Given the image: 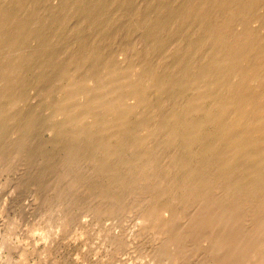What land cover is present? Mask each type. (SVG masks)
Returning <instances> with one entry per match:
<instances>
[{"label":"bare ground","instance_id":"bare-ground-1","mask_svg":"<svg viewBox=\"0 0 264 264\" xmlns=\"http://www.w3.org/2000/svg\"><path fill=\"white\" fill-rule=\"evenodd\" d=\"M55 1L0 0V167L30 160L38 129L40 158L59 154L50 229L29 250L7 222L0 264H65L81 192L92 217L135 221L99 229L111 260L264 264V0Z\"/></svg>","mask_w":264,"mask_h":264},{"label":"rangeland","instance_id":"rangeland-1","mask_svg":"<svg viewBox=\"0 0 264 264\" xmlns=\"http://www.w3.org/2000/svg\"><path fill=\"white\" fill-rule=\"evenodd\" d=\"M57 1V0H56ZM55 1V2H56ZM38 131H39V129H38ZM38 131H36L35 132V138H32V136H31V148H33V150L31 149V153L29 152V157H28V159L30 158V160H31V162H27V161H30V160H27L26 159V161H22V162H20L22 165H20L19 167H21V166H23L22 168H19V167H17L19 164L17 163V164H14V168L13 169H15V167H16V170H13L12 169V167L11 168H8L7 170L8 171H6V173L7 174H5V173H3V171H2V167H0V173H2V175L0 174V234H2V235H0V236H2V238L0 239V242H3L4 240H6V241H8L9 243H11V241L13 242V244L14 243H19V242H22L23 240H27L26 241V243H25V241H24V243L22 242V245L24 244L25 246H27L28 244H27V242L29 241V245H28V249L29 250H31V246L30 245H32V243H33V238L35 239L36 237L37 238H39L38 237V235H39V233L40 232H38V231H36L37 232V234H35L34 233V231L33 230H38L39 228L41 229V225H42V227L45 225H49V223L47 224V222H46V220L48 221V222H50V220H52V221H54L53 220V218L51 219V217H54V215H52V214H54V213H52V212H49V211H52V209L54 208V207H52L53 205H54V197L55 196H53V195H56L55 193H57V191L55 192V189H54V187H53V189H54V192H53V190L52 189H50V188H52V186L51 185H53L54 186V184H52L51 182L49 183V181L51 180H54L53 178H52V173L51 172H53V169L52 168H54V167H52V166H55V165H57L56 163H57V161H58V152H56L55 154H56V157H55V155H52V154H54L53 152H55L56 150H52L51 151V153H49L50 152V149H49V152H47L48 151V149L47 148H49V147H51V146H47V148H46V155H49V156H46V158H47V160L45 159V158H40V154H41V156L43 155V152H41V149H39V148H41V146H42V148L44 147V145H42L41 143L43 142V141H41V143H39L41 146H39V144L37 145L36 144V146H34V142H35V140H36V142L38 143V140H39V142H40V140H42V139H45V137H47V134L46 133H43L41 130V132L43 133H41L40 131V134H39V132ZM41 136V138H40V136H38V134ZM33 137H34V134H33ZM34 139V140H33ZM33 140V141H32ZM33 143V144H32ZM38 147V148H37ZM39 149V150H38ZM37 150L39 151V152H37ZM35 151V152H34ZM41 152V153H40ZM39 155H38V154ZM44 153V154H45ZM54 156V157H53ZM37 157V158H36ZM50 159V161H49V159ZM39 159V160H38ZM36 160V161H35ZM37 161H38V163H37ZM45 161H47V162H51L50 164H48L47 162H45ZM26 162V163H29L28 165H26V164H24V163ZM43 162V163H42ZM55 163V165H54V163ZM30 163H32V164H30ZM43 164V165H42ZM46 164H47V166L48 165H52V166H46ZM0 165H2V163H0ZM15 165H17V166H15ZM29 165H31V166H29ZM33 165H35V166H33ZM11 166H13V164L11 165ZM26 166V168H24ZM29 166V167H28ZM34 168H33V167ZM32 167V168H31ZM41 167V168H40ZM18 168H19V170H18ZM28 168V169H27ZM30 168V169H29ZM43 168V169H42ZM21 169V170H20ZM24 169H25V171H24ZM44 169H46V171L47 172H49V170H51L49 173H48V175H47V172L44 170ZM4 171L6 170V169H3ZM13 170V171H12ZM23 170V171H22ZM33 170V171H32ZM12 171V173H8V172H11ZM17 171H19V172H17ZM20 171L22 172V176H20L21 174H20ZM16 172V173H15ZM28 172V173H27ZM34 172V173H33ZM37 172V173H36ZM44 172V173H43ZM19 173V174H18ZM30 173H32V174H30ZM41 173H43V174H45V175H43V174H41ZM10 174V175H9ZM12 174V175H11ZM14 174H16V175H18V176H14ZM23 174H24V176H23ZM7 175V176H6ZM29 176V177H27V176ZM35 175H37V176H35ZM3 176H5V177H3ZM14 176V177H13ZM19 176H20V178H19ZM39 176V177H38ZM41 176H43V178L41 177ZM49 176H51V177H49ZM13 177V178H12ZM17 177V178H16ZM22 177V178H21ZM30 177L33 179H30ZM41 177V178H40ZM44 177H48L49 178V180L48 179H45ZM15 178H16V181H15ZM24 178V180H22ZM28 178V179H27ZM41 179V181H40V179ZM36 179V180H35ZM44 179V180H43ZM10 180V181H9ZM12 180V181H11ZM46 180V181H45ZM7 181H9L10 183H12V184H10L9 182H7ZM18 181V182H17ZM31 181V182H30ZM37 181L39 182L38 184H37ZM20 182V183H19ZM45 182H48V183H45ZM53 182V181H52ZM22 183V184H21ZM37 184V186H36V184ZM43 183V184H42ZM8 184V185H7ZM17 184H19V185H17ZM35 184V185H34ZM46 184H48L47 185V187H45L46 186ZM11 185V186H10ZM24 185V186H23ZM50 185V186H49ZM10 186V187H9ZM18 186V187H17ZM32 186V187H31ZM39 186V187H38ZM44 186V188H42ZM7 187H9L11 190L13 189V187H14V189L11 191L9 188H7ZM16 187V188H15ZM38 187V188H37ZM8 190H7V189ZM25 188V189H24ZM27 188V189H26ZM34 188V189H33ZM15 189H16V191H15ZM31 189V190H30ZM45 189V190H44ZM49 189V190H48ZM5 190H6V192H5ZM30 190V191H29ZM41 190V191H40ZM81 190V189H80ZM9 191H11L10 193L12 194H9ZM27 191V192H26ZM45 191V192H44ZM49 191H51V192H49ZM82 191H83V189H82ZM39 192V193H38ZM21 193V194H20ZM27 193V194H26ZM33 193V194H32ZM34 193H35V195H34ZM45 193H46V195H45ZM50 193V194H49ZM7 194H9V195H7ZM18 194V195H17ZM37 194V195H36ZM82 194V198H83V200L81 201L80 200V195ZM78 195V199H79V201L81 202H79V201H76L78 204L80 203V205H78V204H73L74 205V207H72L71 206V208H73V209H71V214H70V208H69V213L68 214H70V215H68V217H67V219L68 220H70L69 222H67V227H65V228H67L68 230H67V232H63V231H65L63 228V226H62V231L61 232H63L65 235H66V233L68 234L67 236H65L66 237V239H65V237L63 236V235H61V232H60V234H59V238L61 239V240H58V238H57V241H59L58 242V244H57V241H56V245L58 246H55V250H53L54 252H56V247L58 248L57 250H59L58 251V253H54L53 255H54V257L56 256V259H58L59 260V258L60 259H62L63 258V255H65L64 257H67L68 258V260H67V258H65L64 259V261H66V262H64L65 264H67L68 262H69V260H70V264H80V263H82V262H85L84 260L86 259V258H84L83 256H84V254H86L87 253V255L88 254H91V256L89 257V256H87V255H85L86 257H87V259L89 260V262H90V264L91 263H93V264H95L97 261H98V263L97 264H103L104 262L106 263V264H134V261H135V264H141L142 262H146L147 260L146 259H148L149 258V256L148 255H146V258L144 257L145 255H144V252H145V250H148V248L146 247V248H140L139 249V247H133L132 246V248L130 247V248H125L126 249V251H125V249H123L124 251H120L119 250V252H118V254L119 255H116V257L113 259V260H111L112 258L110 257V256H114V254H116L114 251L112 252V250H111V252L110 253H114V254H112V255H107V254H110L109 252L106 254L105 253V251L107 252L108 251V248L107 247H105V245L103 244L104 242H106L105 241V239L103 238V236H106L107 237V231H106V229L108 230H110V228H114L113 230H116V231H121V230H124V228L126 229L127 228V223H128V226H129V224H130V226L129 227H131L132 225H133V222H135L134 221V219L132 218L131 220H133V222L130 220V217H129V215H128V217H129V221H131V222H129V221H127V222H125L124 223V221L123 220H125L126 218H127V216H123V217H120L119 216V219H122V218H124L123 220H122V222L124 223V226H123V223H120V221L121 220H119L118 219V217H115V216H113V217H111V216H107V218L106 217H104V218H98L97 219V217L96 216H91V215H94V214H90L92 211L91 210H89V208H86L87 206L86 205H89L88 204V202H90L91 200H92V198H90V200H89V195H87V193H85L86 194V196L85 195H83L84 194V192H81V193H79ZM15 195H17V196H15ZM29 195V196H28ZM40 195V196H39ZM42 195H44V196H42ZM51 195V196H50ZM4 196V197H3ZM14 196V197H13ZM28 196V197H27ZM39 196V197H38ZM45 196H49L50 198H51V200H52V202H51V200L50 201H48L49 203H53V205L51 206L50 204H49V207L47 206L48 205V203L46 202V199H44V197ZM85 198H84V197ZM2 197V198H1ZM5 197H7V199H4ZM10 197V198H9ZM20 197V198H19ZM34 197V198H33ZM38 199H37V198ZM36 198V199H35ZM43 198V199H42ZM45 198H47L48 199V197H45ZM81 198V199H82ZM86 198H88V199H86ZM22 199H23V201H22ZM42 199V200H41ZM84 199H86L87 201H85ZM43 200H45L44 201V203H43ZM49 200V199H48ZM7 201V202H6ZM10 201V202H9ZM85 201V202H84ZM76 202H74V203H76ZM4 203V204H3ZM10 203V204H9ZM35 203V204H34ZM40 203V204H39ZM87 203V204H86ZM47 204V205H46ZM34 205L36 206V207H34ZM40 205V206H39ZM83 205V206H82ZM5 206H6V208H5ZM41 206H43V207H41ZM47 208H46V207ZM51 206V207H50ZM77 206V207H76ZM55 207H56V205H55ZM81 207V208H80ZM48 208H50L49 210H46L47 211V213H46V211H45V214H48V218L50 219V220H48V218H43V217H41L42 215H40V214H42V213H44V209H48ZM52 208V209H51ZM83 208H85L86 210H89V212L88 211H86L85 209H83ZM33 209V210H32ZM56 209V208H55ZM79 209V210H78ZM7 210V211H6ZM13 210V211H12ZM22 210V211H21ZM37 210V211H36ZM43 210V211H42ZM53 211H55L54 209H53ZM84 211V212H83ZM87 212V214H86V212ZM91 211V212H90ZM20 212V213H19ZM39 212V213H38ZM42 212V213H41ZM33 214V215H31V214ZM49 213H51L50 215H49ZM81 213V214H80ZM93 213V212H92ZM17 214H19V215H17ZM22 214V215H21ZM23 214H24V216H23ZM37 214V215H36ZM56 214V213H55ZM89 214V215H88ZM7 215V216H6ZM14 215H17L16 217L14 216ZM35 215H36V217H35ZM44 215V214H43ZM63 215V214H62ZM73 215V216H72ZM80 215V216H79ZM86 215V216H85ZM21 216H22V218H21ZM40 216V217H39ZM50 216V217H49ZM70 216V217H69ZM72 216V217H71ZM80 218H79V217ZM6 217V218H5ZM12 217V218H11ZM20 217V218H19ZM39 217V218H38ZM55 217H56V215H55ZM65 217V216H64ZM75 217H76V220H75ZM91 217V218H90ZM126 217V218H125ZM7 218H9V220L7 219ZM16 218V219H15ZM19 218V219H18ZM38 220H37V219ZM71 218V219H70ZM89 218V219H88ZM105 218H106V220H108V221H106L105 220ZM110 218H115L114 220L113 219H110ZM34 219V220H33ZM42 219H44L45 220V222H43L42 223ZM83 219V220H82ZM87 219V220H86ZM93 219V222L91 221V220ZM101 219H103V220H101ZM109 219L111 220V221H109ZM119 221V222H117V220ZM6 220H8V221H6ZM12 220H14L13 222H11ZM15 220L19 223H16L15 222ZM21 220H23V221H21ZM39 220H41V221H39ZM67 220V221H68ZM86 220V221H85ZM94 220H97V221H95V222H98V224H100L101 223V226L102 227H105L104 229L100 226V225H98V224H95L94 223ZM102 221V222H100V221ZM106 221V222H104L106 225H107V227L103 224V221ZM116 220V221H115ZM5 223H4V222ZM20 221V222H19ZM32 221V222H31ZM37 221L38 222H41L40 223V226H39V223H37ZM85 221V222H84ZM90 222V224H91V226L92 227H90V224L88 223V222ZM113 221H115V222H117L118 224H121L122 226H123V229H122V226H119L118 224H116L115 222H113ZM7 222L9 223V222H11V223H14V225L13 224H11V223H9V225L7 224ZM23 222V223H22ZM82 223V224H80V223ZM107 222H109V224H110V226L112 225V227H108V225L109 224H107ZM15 223H16V225H15ZM29 223V224H28ZM32 223H34L33 224V226H32ZM38 224V227H34V226H37V224ZM44 223H46V224H44ZM68 223H70L69 225H68ZM92 223L94 224V225H92ZM111 223H114V224H111ZM6 226H5V225ZM50 224H52L51 222H50ZM85 226H84V225ZM88 224H89V226H88ZM7 225L8 226H10V225H13V230L11 229V227L9 228H7ZM78 225V226H77ZM79 225H81V226H79ZM104 225V226H103ZM116 225H118V226H116ZM18 226V227H17ZM49 226H51V225H49ZM49 226L47 227H43L42 228V230L44 229L45 231L48 229H50L49 228ZM95 226V227H94ZM97 226V227H96ZM100 228H99V227ZM114 226V227H113ZM16 227H17V229H16ZM33 227H34V229H33ZM70 227V228H69ZM80 227H82V229H84V230H82ZM83 227H85V228H83ZM94 227V228H93ZM120 227V228H119ZM5 228H7L8 230V232H5L6 230H5ZM29 228V229H28ZM32 228V229H31ZM97 228H98V230H97ZM116 228V229H115ZM132 228V227H131ZM9 229H10V231L13 233V231H15L14 233H13V236H12V234L10 235V231H9ZM30 229H31V231H30ZM74 229H76V230H74ZM97 231H96V230ZM102 231V232H104V231H106V232H104L103 234H102V232L100 231V230ZM119 229V230H118ZM25 230V231H24ZM80 230V231H79ZM45 231L43 232L44 233V235H46L47 233H45ZM80 232V234H79V232ZM84 231H85V233H84ZM87 231H89V233L87 232ZM100 232V234H99V232ZM7 234V233H9V235H10V238H11V241H10V238H7V237H5V233ZM29 232V233H28ZM30 232H33L32 233V236H30L29 234H31ZM46 232H48V231H46ZM93 232V233H92ZM96 232H98V235L100 236V238H103L104 239V241H102L103 239H100V238H97V234H95ZM28 233V234H27ZM82 233H84V234H82ZM17 236V235H19V236H17V237H15V235ZM76 234V235H75ZM92 234V235H91ZM106 234V235H105ZM23 235V236H22ZM29 235V236H28ZM40 235H43L42 233L40 234ZM39 235V236H40ZM84 235V236H83ZM101 235H103V236H101ZM7 236H8V234H7ZM24 236H27V237H24ZM61 236V237H60ZM63 236V237H62ZM70 236V237H69ZM82 236V237H81ZM88 238H87V237ZM96 236V237H95ZM7 238V239H5V238ZM23 239H22V238ZM29 237H30V239H29ZM32 237V238H31ZM78 237V238H77ZM93 237V238H92ZM4 238V239H3ZM15 238H17V239H19L20 241H18L17 239H15ZM71 238V239H70ZM64 239V240H63ZM85 239V240H84ZM2 240V241H1ZM22 240V241H21ZM98 240V241H97ZM100 240V241H99ZM32 241V242H31ZM61 241V242H60ZM69 241V242H68ZM84 241V242H83ZM102 241V242H101ZM31 242V243H30ZM62 242H63V244H62ZM67 242V243H66ZM94 242V243H93ZM98 243V245H99V247H96V246H98L96 243ZM59 243H60V248H59ZM101 243H102V245H101ZM12 244V243H11ZM16 244V245H17ZM20 244V243H19ZM34 244V243H33ZM21 245V244H20ZM20 245H18L19 247H20ZM24 245L22 246V247H24ZM95 245V246H94ZM104 245V247H102ZM67 246V247H66ZM86 246H87V249H86ZM101 246V247H100ZM79 247V248H78ZM85 247V248H84ZM96 247L97 248V251H96V248H95V251H93L94 250V248ZM32 248H33V246H32ZM88 248H93L92 250L90 249V250H88ZM98 248L100 249V251H102V252H100V251H98ZM103 248V249H102ZM104 248H106L105 250H104ZM134 248H136V253L138 252V253H141V250H143L142 251V254L143 255H139L138 253V255L135 253V251L133 252L132 250H135ZM138 248V249H137ZM67 249V250H66ZM129 249V250H128ZM139 250V251H138ZM90 252L91 251V253H88V252ZM110 251V250H109ZM15 251L13 250L12 251V254H13V256L15 257L16 256V253H14ZM78 252V253H77ZM84 254H83V253ZM99 252H100V255L102 254L103 255V253L105 254V255H103V256H99ZM63 255H62V254ZM82 253V254H81ZM94 253V254H93ZM95 253H98V254H95ZM121 253H123V254H121ZM135 253V254H134ZM57 254V255H56ZM77 254V256H75ZM97 255V257H99L100 258V260L96 257V259H94L95 257L93 256V255ZM68 255V256H67ZM133 255H135V256H133ZM137 255V256H136ZM57 256L59 257V258H57ZM83 257V261H82V257ZM93 256V257H92ZM106 256H108V258H105ZM131 256V257H130ZM147 256H148V258H147ZM62 257V258H61ZM71 257H73V260H72V258ZM74 257H75V259H74ZM78 257V258H77ZM81 257V258H80ZM93 259H92V258ZM118 257H119V259H118ZM133 257V258H132ZM138 257H141L143 260L141 261V258H138ZM91 258V259H90ZM102 258L103 259H105L104 261H103V263L102 262H100L101 260H102ZM110 258V259H109ZM138 258V259H137ZM145 258V259H144ZM81 259V260H80ZM106 259H108L107 261H106ZM140 259V260H139ZM81 262H80V261ZM94 260H96V262L94 263ZM120 261V263H119V261ZM145 260V261H144ZM63 261V260H62ZM72 261V262H71ZM87 261V260H86ZM92 261V262H91ZM113 261H115V262H113ZM125 261V262H124ZM129 261V262H128ZM60 262H61V260H60ZM88 261L85 263V264H88L89 263ZM147 262H149V259H148V261ZM82 264H84V263H82ZM143 264V263H142ZM146 264V263H145ZM148 264H151L150 262L148 263Z\"/></svg>","mask_w":264,"mask_h":264}]
</instances>
